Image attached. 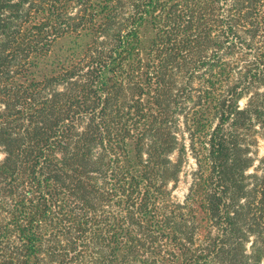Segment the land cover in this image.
Instances as JSON below:
<instances>
[{
  "label": "trees",
  "instance_id": "1",
  "mask_svg": "<svg viewBox=\"0 0 264 264\" xmlns=\"http://www.w3.org/2000/svg\"><path fill=\"white\" fill-rule=\"evenodd\" d=\"M261 141L264 0H0V264H264Z\"/></svg>",
  "mask_w": 264,
  "mask_h": 264
},
{
  "label": "rangeland",
  "instance_id": "2",
  "mask_svg": "<svg viewBox=\"0 0 264 264\" xmlns=\"http://www.w3.org/2000/svg\"><path fill=\"white\" fill-rule=\"evenodd\" d=\"M241 105L244 106L245 101H242ZM257 151H259V158H262L264 156V141H261L259 143V148L256 149L255 152H257ZM256 165H257V163H256ZM187 187H188V185L185 182L180 184V187L176 193L178 195V197L183 198V196L185 195V193L187 191Z\"/></svg>",
  "mask_w": 264,
  "mask_h": 264
}]
</instances>
